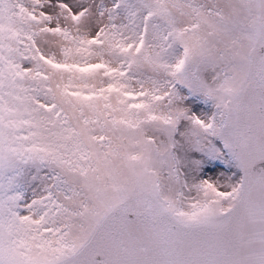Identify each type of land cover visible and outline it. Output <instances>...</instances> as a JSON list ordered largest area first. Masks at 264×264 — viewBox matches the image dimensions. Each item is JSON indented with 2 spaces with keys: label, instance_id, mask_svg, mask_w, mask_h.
<instances>
[{
  "label": "snow or ice",
  "instance_id": "1",
  "mask_svg": "<svg viewBox=\"0 0 264 264\" xmlns=\"http://www.w3.org/2000/svg\"><path fill=\"white\" fill-rule=\"evenodd\" d=\"M0 264H264V0H0Z\"/></svg>",
  "mask_w": 264,
  "mask_h": 264
}]
</instances>
